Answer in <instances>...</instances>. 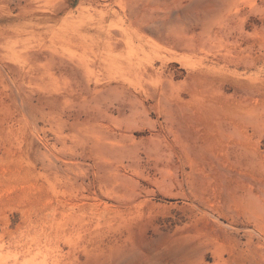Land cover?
Segmentation results:
<instances>
[{
  "label": "rangeland",
  "instance_id": "1",
  "mask_svg": "<svg viewBox=\"0 0 264 264\" xmlns=\"http://www.w3.org/2000/svg\"><path fill=\"white\" fill-rule=\"evenodd\" d=\"M0 264H264V0H0Z\"/></svg>",
  "mask_w": 264,
  "mask_h": 264
}]
</instances>
